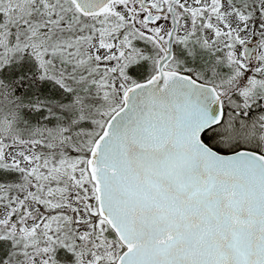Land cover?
Returning <instances> with one entry per match:
<instances>
[{"label":"snow or ice","instance_id":"obj_1","mask_svg":"<svg viewBox=\"0 0 264 264\" xmlns=\"http://www.w3.org/2000/svg\"><path fill=\"white\" fill-rule=\"evenodd\" d=\"M0 264H264V0H0Z\"/></svg>","mask_w":264,"mask_h":264}]
</instances>
